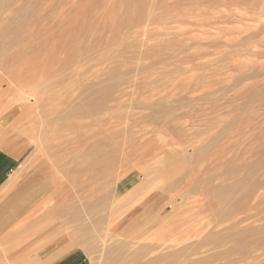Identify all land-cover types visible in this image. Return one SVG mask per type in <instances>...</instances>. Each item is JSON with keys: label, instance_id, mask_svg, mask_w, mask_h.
Masks as SVG:
<instances>
[{"label": "rangeland", "instance_id": "374dc122", "mask_svg": "<svg viewBox=\"0 0 264 264\" xmlns=\"http://www.w3.org/2000/svg\"><path fill=\"white\" fill-rule=\"evenodd\" d=\"M0 117L89 263L264 264V0H0Z\"/></svg>", "mask_w": 264, "mask_h": 264}, {"label": "crops", "instance_id": "0c3cea01", "mask_svg": "<svg viewBox=\"0 0 264 264\" xmlns=\"http://www.w3.org/2000/svg\"><path fill=\"white\" fill-rule=\"evenodd\" d=\"M18 139L13 135H0V264H91L83 248L70 238L63 235L47 237L45 234L49 233L50 227L47 225L41 229L38 219L25 225L26 208L37 216L42 207L46 208L42 216L56 214L48 205L55 185L46 176L37 174L39 170H33L26 184L19 183L10 199H5L26 154L25 147H21L24 143L22 139L18 142L19 147H16ZM28 188L30 191L23 197ZM4 193L6 195L1 199Z\"/></svg>", "mask_w": 264, "mask_h": 264}, {"label": "bare ground", "instance_id": "6f19581e", "mask_svg": "<svg viewBox=\"0 0 264 264\" xmlns=\"http://www.w3.org/2000/svg\"><path fill=\"white\" fill-rule=\"evenodd\" d=\"M41 225H43V224H41ZM47 227V225L45 224V226H43V228H46ZM116 263V262H115Z\"/></svg>", "mask_w": 264, "mask_h": 264}]
</instances>
